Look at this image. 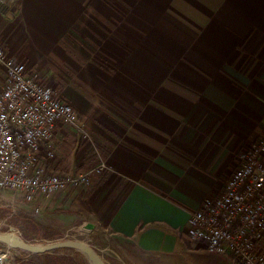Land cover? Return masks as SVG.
<instances>
[{
    "label": "crops",
    "instance_id": "1",
    "mask_svg": "<svg viewBox=\"0 0 264 264\" xmlns=\"http://www.w3.org/2000/svg\"><path fill=\"white\" fill-rule=\"evenodd\" d=\"M0 42L88 133L59 122L40 148L49 169L112 166L45 209L86 213L173 264H234L188 224L264 130V0H12Z\"/></svg>",
    "mask_w": 264,
    "mask_h": 264
},
{
    "label": "built area",
    "instance_id": "2",
    "mask_svg": "<svg viewBox=\"0 0 264 264\" xmlns=\"http://www.w3.org/2000/svg\"><path fill=\"white\" fill-rule=\"evenodd\" d=\"M12 0H0L7 6ZM5 80L0 90V188L13 191L39 213L53 195L89 186L94 176L112 169L105 159L85 170L55 172L40 155L59 122L80 127L77 110L52 86L28 71L0 42ZM52 149L48 157L52 158ZM239 165L223 191L206 197L191 211L188 234L210 253L229 255L234 264H264L257 243L264 236V130L239 153ZM12 247L0 251V264L12 257Z\"/></svg>",
    "mask_w": 264,
    "mask_h": 264
},
{
    "label": "rangeland",
    "instance_id": "3",
    "mask_svg": "<svg viewBox=\"0 0 264 264\" xmlns=\"http://www.w3.org/2000/svg\"><path fill=\"white\" fill-rule=\"evenodd\" d=\"M74 190L76 189L68 191ZM19 213L31 214L42 222L51 225L54 229L61 231L64 235L54 240L27 239L32 243L47 244L59 240L74 239L84 241L94 247L105 264H173L158 256L143 253L131 240L110 234L103 226L97 224L94 217L86 213H75L64 207L56 206L42 209L36 213L33 211V206L25 203L22 197L13 191L0 188V231L22 235L15 218ZM6 247L7 244L0 242V251ZM60 250L72 256L76 264H94L82 250L74 248H62ZM12 251V257L6 264H26L32 258V252L14 247H12Z\"/></svg>",
    "mask_w": 264,
    "mask_h": 264
},
{
    "label": "trees",
    "instance_id": "4",
    "mask_svg": "<svg viewBox=\"0 0 264 264\" xmlns=\"http://www.w3.org/2000/svg\"><path fill=\"white\" fill-rule=\"evenodd\" d=\"M16 221L27 240H54L63 237V233L51 225L42 222L31 214L19 213ZM26 264H76L74 258L61 250L47 253H32Z\"/></svg>",
    "mask_w": 264,
    "mask_h": 264
},
{
    "label": "water",
    "instance_id": "5",
    "mask_svg": "<svg viewBox=\"0 0 264 264\" xmlns=\"http://www.w3.org/2000/svg\"><path fill=\"white\" fill-rule=\"evenodd\" d=\"M0 242L32 253H47L62 248H74L85 252L94 264H105L97 250L84 241L65 239L47 244H39L32 243L17 233L0 231Z\"/></svg>",
    "mask_w": 264,
    "mask_h": 264
}]
</instances>
